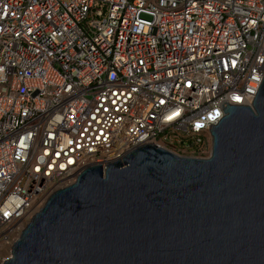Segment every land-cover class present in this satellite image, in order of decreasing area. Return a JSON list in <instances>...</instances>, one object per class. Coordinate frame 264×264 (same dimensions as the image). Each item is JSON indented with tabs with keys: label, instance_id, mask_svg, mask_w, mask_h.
Segmentation results:
<instances>
[{
	"label": "built area",
	"instance_id": "built-area-1",
	"mask_svg": "<svg viewBox=\"0 0 264 264\" xmlns=\"http://www.w3.org/2000/svg\"><path fill=\"white\" fill-rule=\"evenodd\" d=\"M263 79L264 0H0V245L140 145L209 157Z\"/></svg>",
	"mask_w": 264,
	"mask_h": 264
},
{
	"label": "water",
	"instance_id": "water-1",
	"mask_svg": "<svg viewBox=\"0 0 264 264\" xmlns=\"http://www.w3.org/2000/svg\"><path fill=\"white\" fill-rule=\"evenodd\" d=\"M224 111L209 157L144 144L86 169L4 264H264V79L252 106Z\"/></svg>",
	"mask_w": 264,
	"mask_h": 264
},
{
	"label": "rangeland",
	"instance_id": "rangeland-1",
	"mask_svg": "<svg viewBox=\"0 0 264 264\" xmlns=\"http://www.w3.org/2000/svg\"><path fill=\"white\" fill-rule=\"evenodd\" d=\"M12 253L11 246L8 244L0 245V264H4V262L10 258Z\"/></svg>",
	"mask_w": 264,
	"mask_h": 264
}]
</instances>
